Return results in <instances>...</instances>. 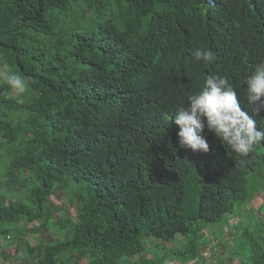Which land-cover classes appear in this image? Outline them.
I'll return each instance as SVG.
<instances>
[{"label": "trees", "instance_id": "trees-1", "mask_svg": "<svg viewBox=\"0 0 264 264\" xmlns=\"http://www.w3.org/2000/svg\"><path fill=\"white\" fill-rule=\"evenodd\" d=\"M0 58L27 82L18 95L0 80V151L19 148L0 178L27 194L0 190V264L7 239L52 228L42 254L24 243L37 264L203 263L206 234L264 191V142L240 157L205 129L209 151L193 152L173 122L208 75L253 115L243 79L264 60V0H0ZM253 118L264 131V110ZM56 190L75 218H57ZM234 241L239 264H264L257 212Z\"/></svg>", "mask_w": 264, "mask_h": 264}, {"label": "clouds", "instance_id": "clouds-1", "mask_svg": "<svg viewBox=\"0 0 264 264\" xmlns=\"http://www.w3.org/2000/svg\"><path fill=\"white\" fill-rule=\"evenodd\" d=\"M191 55L205 66L216 60L214 52L203 46H198ZM4 82L18 95L27 90V82L15 72L6 74ZM243 85L246 86L243 95L253 115L242 110L237 90L227 76H206L203 86L189 94L175 111L173 122L179 127V144L193 152L207 153L209 144L201 135L207 129L232 152L248 157L255 146L264 142V131L257 129L253 118L264 110V60L245 75Z\"/></svg>", "mask_w": 264, "mask_h": 264}, {"label": "rangeland", "instance_id": "rangeland-1", "mask_svg": "<svg viewBox=\"0 0 264 264\" xmlns=\"http://www.w3.org/2000/svg\"><path fill=\"white\" fill-rule=\"evenodd\" d=\"M1 61L2 59L0 58V80H3L6 74H8V70L1 64ZM18 150L19 148L15 144L7 145L0 151V175L6 176L8 172H11V163L14 161ZM253 185V182L250 180V190H252ZM0 190L3 193H14L12 195L13 198H26L27 196L24 190L20 189L18 183L10 181L7 177L0 178ZM49 204L55 210L57 218H75L80 207V204L72 202V197L69 193L57 190L50 199ZM253 211L254 213L257 212L259 218L264 223V191L260 192L259 195L256 193L253 202L248 201L241 206L235 215L227 221L222 230L221 227H218L206 234L203 248L207 251L211 249V254L205 259L206 262H198V264H239V261L232 257V248L236 246L234 241L236 228L244 220L246 221V215ZM18 227L19 229L26 228V230H30L32 225H28L25 221H22ZM57 239H59V236H57V231L54 228L48 233L28 234L25 238L24 236H12L5 242L7 251L6 256L3 255L1 262H5L6 264H37V255L29 258L26 255L24 243H29L30 246L35 248L36 252L42 254L43 245L52 243ZM181 241L185 243L184 239H181ZM153 243L156 244L153 241H148L147 243V248L151 250V255L153 254V247H151ZM151 255L147 256V258H151ZM126 264H131V262L128 261Z\"/></svg>", "mask_w": 264, "mask_h": 264}, {"label": "built area", "instance_id": "built-area-1", "mask_svg": "<svg viewBox=\"0 0 264 264\" xmlns=\"http://www.w3.org/2000/svg\"><path fill=\"white\" fill-rule=\"evenodd\" d=\"M211 254V249H208V251L203 255L204 258H208V256ZM165 264H180L178 262L170 261L166 262ZM184 264H197V261H191L189 263H184Z\"/></svg>", "mask_w": 264, "mask_h": 264}]
</instances>
